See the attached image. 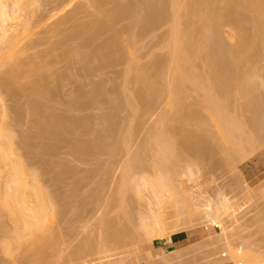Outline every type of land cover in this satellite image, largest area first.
Returning <instances> with one entry per match:
<instances>
[{
    "label": "rangeland",
    "instance_id": "374dc122",
    "mask_svg": "<svg viewBox=\"0 0 264 264\" xmlns=\"http://www.w3.org/2000/svg\"><path fill=\"white\" fill-rule=\"evenodd\" d=\"M37 1H40V0H36V3H37ZM56 1L57 0H52V1L51 0H49V1L48 0H41L40 3H37L39 5H36L37 7L40 8V9L39 8L37 9L38 12L41 9H44L43 11L45 13L47 12L49 14L51 11L48 9L53 10V8H52L54 5L53 2H56ZM85 2H87V0L86 1L74 0V3H76L75 5H78V4L80 5L81 3H85ZM108 2H109V4L111 3L110 1H108ZM45 3H46V5H45ZM87 3H85V4L87 5ZM43 4L45 6H42ZM49 4H50V6H49ZM55 4H59L61 7H63V5H66V3L62 4L59 2H57ZM59 5L57 7H59ZM106 5H104L105 8H106ZM34 6L32 7L33 9L35 8ZM80 6H78V7H80ZM82 6H83V4H82ZM88 6H89V4L87 5V7ZM90 6H89L90 8L84 9L85 8L84 7V8H80L79 9L80 11L78 10V12H81L82 15L80 13H77L76 11H74L78 15V16L76 15L77 18H79V16H80L79 19L74 20V18H73V21H76V20L79 21L80 20L79 22L76 21L75 25H77L76 23H80L81 20H83V19L85 22L83 23V21H82V25L78 24L79 27L75 26L76 27L75 29H73L72 28L73 26H72L71 28L73 31L76 29H79L80 26H81V28H84V29L87 28L86 26H89L88 23H87V25H85L86 21L88 20V22H90L89 21L90 19H88V18L91 15V13L95 12V11H93V9H95V8H92V5H90ZM113 6L111 5L112 8H113ZM57 7H56V9H57ZM61 7H59L57 10L62 11ZM111 7H110V9H111ZM107 8H106V10L109 11V7H107ZM70 9L72 10V8H70ZM73 9H74V5H73ZM35 10H36V8H35ZM37 10H36V12H37ZM57 10H55L53 12L55 13V12H57ZM74 10H76V7ZM101 10H103V9H101ZM98 11H99V9H98ZM103 11L105 14L106 13L105 10H103ZM103 11H102V13H103ZM36 12L33 13V16ZM44 12H43L42 16L45 15ZM53 12L51 13L52 15L50 14L51 19L48 17L49 16L48 14H46V16L48 15L47 17L45 16L46 18H44L42 16L41 17L43 19L40 18V19H42L43 24L45 23L44 24L45 28H48V27L51 28V29L48 28L49 31L47 30V32H46V29L44 27H42L44 25L41 26L44 29L39 27L40 25L37 23H40V20L37 19L38 20V22H37V20H35L37 16H35V18H33V16H32V18H33L32 22H33V20L36 21V23L33 22L34 25L37 24L38 27L40 28V30L41 29L42 30L40 31L39 28H37V30H36L37 26L35 25L36 26L35 27L33 25L35 27V29H34V27L30 26V29H31V30L29 29L30 33L28 31V33L23 34V37L21 36L23 39L25 38V40L23 41V39L21 38L22 40L20 41L21 44L19 45L20 46L19 49H21V47H22V48H24V52L25 51L26 52L24 54V52L22 51L20 53V55H22V56L18 55L19 59L18 58L17 59L14 58V59H16L18 61L21 60L19 63L23 62V63H21V64H23V66H22L23 68H20V70H19V68L17 67L18 66V62H17L16 67L18 68L17 69L18 71H16L15 70L16 68L14 67L15 69L14 68L13 69L16 71L14 74V72H13L14 70L12 71V69H10V68H12L15 61H13L11 64L12 60L11 61L9 60L10 62L9 61L7 62L6 59H9V58H6V57L4 58V56H6V55H4V56L0 55V57L3 58V60L0 58V60L2 61V62L0 61V64H2V67L0 65V106L3 108L4 106H2L1 104L5 103V104H3V105H5V108H3V109H5V113L7 111V115H10L8 117V119L9 120L11 119L10 120L11 125L14 122L12 128L15 132L14 133L15 144L13 142L14 148L12 146V148L14 149V153H13L14 156H10V157L6 156V158L9 157L11 160L14 158L16 159V156H15V154H16L20 160H22V161L24 160L25 163L27 164V165H25V164L24 165L28 166V168L25 167L26 171L24 172V173H26L25 174V181L27 179L26 184L28 186H32V184H33V187H35V189L39 188L41 190L40 195L43 191H45L46 196L48 193L49 199L54 200L51 203L53 204V208L54 207L55 208L53 209V213H51L52 211L50 212V214H49L50 220H48V221H50L51 226L48 224L46 225L49 229L50 228H52V229H51V232L47 233L48 232L47 230H49L47 228V230H45L43 232V233H45V236H44V234L41 235L40 233H39L40 236H39V234L37 236L36 235L37 232H35V235L33 234L34 237L31 234H28V237H27V232H24V229L22 230L21 224L13 223V222H15V220L13 218H11V219H13L14 221L9 219L11 216H9V213L6 212L7 210L3 211L4 209L1 207V204L4 201L3 202L0 201V207H1L0 208V264H146V263L147 264H173V263L175 264V262H176V264L177 263L179 264L180 262H181L180 264H182V263L184 264L185 261L187 264L188 263L187 260H189L190 256H191V258L189 260L190 264H213L220 257H222L220 255L216 256V255H218L216 253H221V251L218 252L220 247H221V250H222L223 246L225 248V245L228 243V240H230V239H227L226 241L222 240L223 231L226 229H231V232L233 230L235 231V229H236V231H235L236 234H240L243 236H250L252 238V241L254 244L253 245L254 248L252 247V249L250 248V250H254V252L251 251L254 253V257L257 258L259 256V258H261L262 261H260V262L257 261V259H259V258H257V259L255 258L254 260L252 258V260L254 262L251 260L253 263H250V262L249 263L250 264H264V199H261L260 193H259L261 190H264V188L259 189L260 185L262 183H264V180H263L264 179V144H263L264 137H262V140L259 142V145L256 144L254 146L252 151H250L251 149L247 150V151H250V152H248L249 157H248V160L246 159L243 162H241V160H240V157H239L240 154L239 153H238L239 155L237 156L239 158L235 159L236 156H234L235 153H233V155H231L232 158L230 159V155H229L228 151H226L228 147L223 148L225 145L223 146L222 143H220V141H218V140H216V143L213 144V147H214L213 149H215V151L212 149V151L208 152L207 154H204V155H206V157L208 156L207 158H205V156L203 154H202V156H204L203 158L201 155L197 156L198 152H196V153H194L195 151L192 152L193 149H191L192 151L188 150L189 152L187 153V151H186L187 146H188V148L190 147L189 141H190V143H192L191 146H193V143H195V142L191 141V140L195 139V137H193L192 139H191V137L196 132H197L196 133L197 136H196V134H195V136L198 137V135H200V130H201L200 128L206 127V126H203L206 124L202 123L201 127H200L199 120L197 119L198 122H197V120H196V122L199 125L197 123L195 125L198 126V128L195 127V125H193V124H192L193 125V127H192V125H190L191 123L188 124L190 121L187 123L188 120L186 118L189 119V117L186 116V114H185V117L182 115H179L180 120L178 119V117L174 118V116H177L178 114H175L176 112L173 111L174 114H173V112H171L174 115L173 116L170 113V111L168 110L169 108L167 107V105H166V107L168 109L166 107H164L166 103L163 101V104H164V106H163V104L160 101V103L162 104V106H160V107L161 108L163 107L164 109L166 108L165 110H167V111L164 110L165 113L166 112L168 113V111H169V118H170L169 121L170 122L168 121L167 125H169V126H167V128L169 127L168 131L171 132L170 136H171V134H174L175 139L173 138V135L171 136V138L173 140H176L175 143H173L174 147L176 145L178 146L175 148L176 149L174 151L175 153L173 152V154L175 155V159L172 158V160H174V162L178 161V162H180V164L182 162H183V164L184 163H190L191 167H194L193 172L196 171L194 173L195 176L191 177V179H188V178L184 179L185 181L182 182L184 190H185V194L187 196L186 197L187 203L189 202V204H190L189 206H191L193 204H201L204 202L205 203L210 202V205H212V204L214 205V204H217V202H219V200L221 199L222 196H227L230 203L232 204L231 206L233 208H232V212H230V217H226V216L220 217V219L223 220V221H221L220 224H216V222H207L202 227H200V230L197 229L199 231H204L205 234L203 235L204 236L203 239L196 240V239L191 238L190 241H187V242H189L188 246L190 247V244H191L192 247L194 248V245L199 244V243H201V240L202 241L204 240L205 244H206L205 246L206 247L208 246L207 248L204 246H203L204 248L202 246H200V247L196 246V247H197V249L198 248L200 249V250L198 249L199 253L200 252L203 253V250H206L205 252L207 253V249H209L208 250L209 252L215 251L210 246L213 242H216V240H217V242L219 244H216L217 242L215 244L217 247H219V249L216 248L215 245H212L213 247H215V249H218V250L215 251L216 253H213V252L209 253L208 252L207 253L208 256H210L209 254H211L209 259L207 258L205 260L206 257L202 256L203 257V260H202V257H199L200 255H198L199 253L196 252L197 249L195 251V248H194V251L196 253H198L197 254L198 256L196 255L195 252L193 253L191 250L188 251L189 247L188 248L185 247L186 245L184 244V242L186 240L183 242L176 243L178 245L183 243V244H181L183 246L182 248H178L176 246L175 247L173 246V248H175V249L178 248L176 250H180V251H183L185 248H187V249H185V250H187L186 252L184 250L185 253H187V252L189 253V254L187 253L188 256L186 254L187 257L183 256V258H180L179 257L180 255H178L177 252H176L177 255H174L173 253H175L174 252L175 249L173 250V248H171L169 250V252H166L164 254L160 253L161 256H157V254H156V256H153L150 253L151 252V250H150L151 246L150 245H152V243H154V242H148V240H145L146 238L144 239V236H143L144 234L141 231H139L140 229L138 230V228H140L138 226V224L140 225V220L137 217L140 216L142 218V217H144V215H145V217L150 215L148 213V211L146 210V209H148V207L146 206L147 204H145V202L148 200V196H146L147 194H145L146 192H144L145 198H142L143 200L141 199V195L139 196L138 194H136L137 191L135 192L134 189L133 190L130 189L129 190L130 192L128 191V193L125 192L127 189L125 191H123L124 195H122V196H125V194H126L125 199H123V197H121V199H120L118 194L122 191L119 188V187H121V185H119V184H121L120 176L122 175L121 174L122 172H120V171H122V169H123L122 167L124 166V164L127 163V164H129V167H130V165L134 164L135 162H138V161L141 162V163L138 162V164L135 163L134 164L135 166L138 165L136 167L133 165L131 166L133 170L132 169L130 171L128 170L129 172H131V174H132V172L135 174V172L139 173V172L144 171L143 174H145L146 176L152 177V174L154 175V173H156V172H154V171H156L155 169L153 171L154 173H150V172H152V171H150V170H152L151 167L153 165H154V167L156 166L155 160L152 159L154 157L152 154V153H154V151H151V150H155V147H154V149H151V148H153V146L150 148L149 145H151V144H149V145L147 144L149 147L148 149H151L150 150L151 153H150L147 150V147L145 144L148 143L147 142L149 139L148 132L150 131L149 128L151 127L152 122L156 119L157 112L161 108H159V110H157L158 109L157 106L159 104H157V105L155 104L157 109L155 108L154 104L150 105L151 107L149 105H147L148 107H146V106L142 107L141 106L140 112L134 114L133 110H131L130 107L126 106V105H128L126 102H125L126 104L122 103L120 105L121 108L119 107V109H121V110L118 109L119 113L116 112L117 111L116 110L115 111L116 113L114 112L116 114V117H115V114H113L114 118H112L110 120L109 125H111V128H112L110 135H107V134L105 135L104 131H103L104 130L103 126H100L101 124H99L100 123L99 119H101V116L104 117L103 113H105V114L108 113L107 115H111L110 113L112 111V109H111L112 105L107 103L108 102L107 101V102H105V104L100 103V105H97L98 107L97 106L94 107V105H96L98 103L91 106V103H89L90 101L88 102L89 99L87 101H85L84 99H85V97H87V96H85V94H87V95L90 94L89 90L92 89L91 84L95 85V83L96 84L101 83V85H102L105 82L104 85L106 86V84H107L106 90H107V88H109V90H110L113 87L112 83L118 84L117 85L118 90L114 94V96L118 94V91L121 94H118V96H116L117 98L118 97L122 98L123 97L122 93L126 94L127 97H131L132 95H134L133 93H136L137 91H139L138 89H140V87H139L140 85L137 84L135 79L132 77L133 73L132 74L130 73L131 74L130 76L126 73V75H128V76L125 77L126 76L125 70L127 72V69H126L127 63L126 62H128V58L130 59L129 61L135 60L134 61L135 63L131 62L132 65H134V64L139 65L140 64V65H142V68L145 65H147L146 68L150 67L151 64L153 62H156L157 60L162 65V67L165 66V64H168L169 62H167V61L169 60V56H168L169 51H168V48H166V46L164 45V43L167 40L166 38H169V35L165 37V35L169 34L168 32L166 33V31L169 29L168 28L169 25L167 26L168 29L166 27H164V28L161 27L162 29L161 28L160 29L162 30V32H160L161 31L160 29H157L158 31H156V33H154L155 36L152 33L153 36H151V38L150 37H148V39L145 38L146 39V40L144 39L145 43L141 42L142 46L140 44H138L137 49L135 46V48H133L132 50H136L137 51V52L135 51L136 54L134 51L132 52V50L130 49L131 53L136 55V58H135L132 54L133 60L130 57H128L129 55L128 56L125 55V57L126 56L128 57L125 60H124L125 57L122 59L123 62L125 61V63H119V64H117V66L115 65V67H110V66L106 67V63L105 64L102 63L103 66L101 68L99 66V68H100L99 70H98L97 66L100 63L98 64V62H92V66L95 69L97 68V71L94 70L93 73H90V75H88V76L86 75V77H84L83 76L84 74L82 76H79V74L80 75L82 74L79 72L80 70L78 71V69H80V67H81V62H80V65L78 66L77 64H79V63H76V61L79 62L78 61L79 59L75 60V58L73 56L75 52L73 53V51L78 48V42L80 41V39H82V38L84 39L83 35L85 33H83V35H81L82 36L81 38L75 36L73 39H76V38H78V39L80 38V39L79 40L76 39L74 43H72L73 39H71L72 42L69 40L66 43L65 37H63L64 36L63 34L65 32L63 31L64 33H62V29H61V31H59L61 33L53 32L54 27H55L54 24H57L58 22H60V20L57 21L58 18H56V15H57V17H59L60 15L65 17V15H63L65 12H62V14L60 12L59 13L60 15L56 14L54 16V18L52 17ZM67 12H69V10ZM74 12H72V13H74ZM39 13H41V12H39ZM39 13H38V15L42 14V13L41 14H39ZM70 13H71V11L69 13H66V14H69L68 16L71 17L72 13L71 14ZM96 13H97V10H96L95 14ZM97 15L98 14H96L95 16H97ZM101 15H103V14H101ZM93 16H94V14H93ZM93 16H91L90 18H92ZM39 17L40 16H38V18ZM64 17H62V18H64ZM69 17H67V18H69ZM103 17L104 16L96 17L97 19L95 17L94 18L96 20H99ZM46 19H50V21L48 22V20H46ZM59 19H61V16ZM95 19H93V20H95ZM50 22H53V24ZM33 23H31V25ZM70 23H72V22H69V24H66V25H73ZM129 23H130V21H129ZM49 24L53 25V28ZM83 24L85 25V27H83ZM123 24H124V22H122L121 28L125 25V24L124 25ZM66 25H65V27H66ZM119 25H120V23H119ZM119 25L117 24L116 27L119 28L120 27ZM128 25H126V26H128ZM116 27L114 28V31H115ZM223 27H224V29H223ZM223 27H222L223 31H221V32H222V34H224L222 36H224V38L226 40L223 37L222 38L225 41H227L228 45L235 44V41L230 39V35L233 34L230 31L231 27H230V29L227 26H226V28H225V26H223ZM88 28L85 30L86 32H87ZM69 29H70V27H69ZM33 30H34V33L32 32ZM82 30L83 29H81V32H82ZM68 31H70V30H68ZM79 31L80 30H77V31H74L73 33H75V32L78 33ZM85 31L83 30V32H85ZM224 31H225V33H224ZM35 32H36V35H35ZM38 32H40V33H38ZM52 33H54V34H52ZM55 33L57 35H55ZM80 33H78L77 36H79ZM163 33L164 34L166 33V34L164 35ZM30 34H32V35L34 34V36H32ZM58 34H59V36L61 35V40H62V38L64 39V43L62 45L61 44L58 45L59 42H61V41H59L60 37L58 36ZM105 34H107V35H103V37L101 36L102 33H101V35L99 34V39L97 42L96 41L93 42L91 40L92 44L96 43L95 44L96 46H94V48L97 47L98 44H102L103 40L107 41L109 39L108 32ZM110 34H112V33H110ZM150 35H148V36H150ZM228 36H229V38H228ZM85 37H87V36H85ZM107 37H108V39H106ZM123 39H125V37ZM38 40H39V42H38ZM31 41L34 43L32 44ZM36 41L38 43L37 45L35 44ZM81 41H83V40H81ZM31 44L32 45L35 44V46L32 47ZM79 44H81V43H79ZM143 44H147V47L145 48V50H144V47L146 45L143 46ZM28 46L29 47L31 46V48L29 49ZM62 46H65L66 48H64V47L63 48L66 49V51L69 49L70 52L68 51L67 52L68 54L65 52H62L64 50V49H62ZM140 46H141V51H139ZM67 47H68V49H67ZM90 47H92V50H91V56H92V53L94 50H93V46H90ZM90 47H88L86 49L89 50ZM124 48H125V46H124ZM124 48L122 47V49H124ZM147 51H149V52H147ZM152 52H154V53L151 54ZM2 54H5V52ZM94 54H95V51H94ZM122 54L124 55L125 53L123 52ZM167 57H168V59H167ZM199 59L202 60V58H199ZM122 60H121V62H122ZM196 60L200 61L198 59H196ZM80 61L83 62L84 60H80ZM197 61H195V62H197ZM202 61H200V62L202 63ZM7 63H8V65H7ZM83 63H85V62H83ZM156 63H158V62H156ZM159 63L157 64V66L159 65ZM201 63L197 62L196 64H199L200 66L202 65L201 67L204 68L203 63L202 64ZM21 64L19 65L20 67H21ZM129 64H130V62L128 63V66H129ZM6 65H7V67H6ZM168 65H166V69L164 67V69L166 71L163 69L165 73H167ZM77 66H78V68H77ZM134 67H136V66H133V68ZM35 68L36 69L38 68L39 70L38 69L36 70ZM33 69H35V70H33ZM204 69H206V68H204ZM10 70L13 72V74H12V72H10ZM206 70H208V69H206ZM34 71L37 73H35ZM8 72L12 75H8L7 74ZM31 72L33 75L31 74ZM40 72H41V74H40ZM78 72H79V74H78ZM40 75H44L45 80H42L43 79L42 78V79H40V81H37L39 79L38 77ZM12 76H14V77H12ZM201 76L199 78H196V80L198 81L200 78L202 79ZM36 77H37L36 81L39 83V85L41 84L40 83L41 80L44 81V86L43 85L42 86L45 87V89L41 86L40 90H43V92L42 91L40 92V94H42L40 96H39L40 90L36 91L34 89L35 84L32 85V82L36 83L35 79L31 81V79L36 78ZM162 77H161V80L163 79ZM203 77L205 78L206 75H204ZM6 79H8L7 82H6ZM125 79H127V81H128L126 86H125L126 83L123 84L126 81ZM108 80L111 82H109ZM164 80H165V77L162 81L164 82ZM200 80L198 81V84L202 81V80L201 81ZM119 84H122V86ZM97 85H99V84H97ZM123 85L128 89H126ZM105 86H104V88H105ZM187 86L189 87L190 84L189 85L187 84ZM187 86H186V88H187ZM119 88L122 91H120ZM123 88H125L126 90ZM79 89H80V92L82 94V98H80L81 96H78L79 98H77V93L80 95V92L78 91ZM189 89H191V91H189ZM189 89L187 91V93H189V97H188L189 99H186L187 101L185 100L186 103H189L188 105H191L193 103V101H191V99L200 101L201 100L200 97L203 98L202 97L203 93H200V92L197 93V92H194V90L192 91V87H189ZM110 92H111V90H110ZM46 93H47V97H46ZM131 93H132V95L128 96ZM126 95L124 96L125 98H126ZM199 95H200V97H198ZM107 97H106L107 98L106 100H109V97L111 99V96H107ZM116 97H115V99H116ZM87 98H89V96ZM166 98H163V99L166 100ZM100 99H101V97H100ZM100 99H98V101H100ZM104 99L105 98H102L101 100L104 101ZM125 100L123 98V99H120L119 102H121V101L123 102ZM86 102H88V103L86 104ZM109 102H111V101L109 100ZM186 103H185V105H186ZM124 104H125L127 109L125 108ZM188 105H186V106L190 107ZM186 106H184V107H186ZM33 107H35V108H33ZM187 107H186V109H187ZM191 107H192V109L194 108V106H191ZM2 108H0V109H2ZM6 108L8 110H6ZM38 108L41 110L39 111ZM36 110H37V112H33ZM130 110L132 111V113L130 112ZM142 110L144 112L146 111V113H145L146 115H144V112H142ZM199 111H200V109L197 110V112L195 114L198 115L200 118L201 116L199 114H197ZM32 112L34 114H32ZM40 113H42V114H40ZM199 113L201 114L202 112L200 111ZM49 114H51V115H49ZM39 115L40 116L42 115L41 118L42 119L44 118V119L42 120ZM44 115H46L45 116L46 118L44 117ZM99 115H101V116H99ZM170 115H172V116H170ZM229 115L233 119L241 117V119H243V120H244V118L249 116V114L247 112H239L238 108L234 109L233 107L229 110ZM48 116H51V117L56 116L55 122H54V119L52 121V122H54L53 123L54 126L51 124V121H50L51 117L49 118ZM64 117H65V119L69 118L68 121H70V122L66 121V123H64V124H68V128L70 129V131L67 129L68 133L66 131H64L65 130L63 128L64 125H63V123H61V122H63L62 119ZM97 117H98V119H97ZM35 118H36L37 122L35 121ZM184 118L186 119V121ZM58 119H59V121H58ZM81 119L83 120V122ZM181 119L182 120L184 119L183 122H179V121H181ZM201 119H202V117H201ZM60 120H61V122H60ZM76 120H79V123L78 122L75 123ZM11 121H13V122H11ZM201 121L204 122L203 120H200V123H201ZM33 123L35 124V126L32 125ZM49 123L51 124L50 126H49ZM192 123H193V121H192ZM41 125H43L44 127L42 128ZM69 125H70V127H69ZM131 125H132V128L135 127L134 132L130 133V136L132 137V139L134 136V139H133V142L132 141L128 142L131 139H129V138H128L129 140L127 139V137H129V136H128V133L126 130H129V128H131ZM171 125H172V130H171ZM37 126H38V128H37ZM241 126H242V124H241ZM65 127H67V126H65ZM207 127H209V126H207ZM47 128L50 132L47 131ZM60 129L61 130L63 129L64 132H62ZM193 129H194V131L196 129L198 131L196 130V132H194ZM59 130H60V132H59ZM54 131L58 134L56 135V133ZM191 132H194L193 135H191ZM203 132H201V133L203 134ZM125 133H127V134L125 135ZM52 134H55V135L52 136ZM132 134H134V135H132ZM56 136H57V138H56ZM122 136L126 137L125 139L128 140V141L124 140V141H126V143H129L128 148L125 147L127 144L125 145V142H123V141L122 142L124 144L122 145V143H121V140L123 139ZM99 138L103 139V140H105V138H108V139H106L107 141L105 140V143L103 142L106 147L102 145V147H104L105 150L103 148L101 151L98 150V152H97L96 146L99 145L98 142L101 143ZM245 138H243L244 141H245ZM17 140L20 142H18ZM84 141H86L87 143ZM114 141L117 142L118 146L115 145L116 142H114ZM169 141H171V139L168 140L167 142H169ZM198 141H199V139H197V143H198ZM118 142H120V143H118ZM181 142H182V144H181ZM187 142H188V144H187ZM245 142H244V145L246 144ZM83 143H85L87 145H85ZM106 143H108V144H106ZM178 144L180 146L182 145V147L180 148ZM186 144H187L186 148L183 149ZM247 147L248 146H244V148H246V149H247ZM145 148H146V151L149 152L148 154L145 153L146 152V151H144ZM257 148H258V150H257ZM16 150H18V151H16ZM127 150H128V152L129 151L130 152L129 153L126 152ZM138 150H140V151H138ZM183 150H184V152H183ZM93 151H94V153H93ZM254 151H255V153H254ZM8 153H7V155H8ZM190 153H192L194 156ZM209 153H211V155ZM18 154L22 158H20L18 156ZM142 154H143V156H142ZM186 154H188L189 157ZM176 155H178V157ZM141 156L143 159L145 158V160H143L141 158ZM151 156H152V158H151ZM181 156H183L184 158L187 157V159L185 160ZM199 157H201V158H199ZM149 158H150V160H149ZM229 159L231 162H229ZM237 159H239V160L237 161ZM14 160H12L11 162L14 163L17 159L15 161ZM144 161H146L147 163ZM185 161H187V162H185ZM130 162H131V164H130ZM153 162H154V164L152 165L151 163H153ZM228 162L230 164H228ZM4 164L6 165V163H4ZM4 164H1L2 167L4 166L3 168L0 167V169H1L0 173L2 175V177H0V179H2V180H0V185H1V183L2 184L5 183L4 178L6 177V175L9 176V174L10 175L12 174V173H10V172H12L11 169L9 172V170H7L9 168H7V166H5ZM10 165H12V164H10ZM139 165H141V166L139 167ZM228 166H230V167H228ZM141 168H142V170H141ZM2 169H3V171H2ZM29 169L32 171L31 175H30L31 171ZM69 169H71V170L69 171ZM27 170L29 171L28 178H27V174H28ZM4 172H7V173H4ZM148 173H150V174H148ZM33 175H37V176H33ZM17 176H18V174H17ZM28 179H31V180H28ZM32 179L35 180L34 182H36L37 185L34 184ZM242 179H244V180L242 181ZM261 180H263V181H261ZM29 182H30V184H29ZM1 187L2 186H0V188ZM117 188L120 189V192H119V189H117ZM117 192H119V193H117ZM189 193H190V195H187ZM1 194H2V192H0V195ZM119 195H121V194H119ZM136 195H138L139 197ZM46 196H45V199L48 197V196L47 197ZM2 197L3 196L1 195L0 198L2 199ZM100 200H101V202H100ZM120 200L122 202H120ZM140 200H142V201H140ZM123 202H124V205H123ZM54 203H55V205H54ZM1 209H3V210H1ZM3 212H6V213H3ZM147 213H148V215H147ZM54 214H56V217L54 216ZM212 214H214V212L211 211L209 213V215H212ZM52 215H53V217H51ZM208 220L209 221L212 220V217L208 218ZM130 222H132V223H130ZM181 222L179 221V223H181ZM13 224H15V225H13ZM52 224H53V226H52ZM106 224H107V226H106ZM127 227H128V229H127ZM15 228H17V229H15ZM181 228H182V223H181ZM181 230L179 229V231H178V228H177V230H176L177 232L174 231L175 232V233L173 232L174 234L172 232H167L166 234L169 235L171 233L172 237H175L178 234L183 233L184 230L183 229H181ZM205 230H206V232H205ZM15 231H16V233H15ZM193 231H196V230L192 229V230L184 232V233L190 235ZM21 232H23V233H21ZM52 233H53V235H52ZM15 234H17V236ZM120 234H121V236H120ZM29 235L32 236L33 240L30 239L31 237ZM130 236H131V238H130ZM169 236H167L169 238H166V240H164L165 243H167V244L171 243L172 237H171V235H169ZM27 238H29V239H27ZM9 239H10V241H9ZM7 240H8V242H7ZM31 240H32L33 244L31 243ZM34 240H36V241H34ZM187 242H185V243L187 244ZM1 243H2V245H1ZM176 244H174V245H176ZM234 244H236L238 246L239 242L235 241ZM181 245H179V247ZM6 247L8 248V250ZM29 247H30V249H29ZM42 247L45 250H43ZM210 248H212V249L210 250ZM1 249H2V251H1ZM39 250H41V251L39 252ZM171 250H173V251H171ZM8 251H9V254H8ZM180 251H178V253L182 254L183 252L180 253ZM39 253H40V256H39ZM185 253H183V255ZM190 253L191 254L193 253L192 255H194V257L196 255L197 256L196 259L194 257H192V255ZM206 253H204V254L206 255ZM224 253H226V252H224ZM212 254H214V255L216 254V255L212 256ZM140 255H142V256H140ZM221 255H223V254H221ZM228 255L227 254L223 255L222 258L224 259V257H225V259L228 261L226 263H222V264H231L232 259H230L231 257H230V255L229 256ZM163 256H165V257H163ZM249 256H252V254H250ZM141 258L144 261L143 263H142ZM192 258H193L194 262L192 261ZM213 258L214 259L218 258V259L214 261ZM241 258H245V257H240V259ZM247 258L251 259V257H248V256L246 257V259ZM229 259L231 262H229ZM249 259H248V261H250ZM196 260H198V261L195 262ZM220 260L223 262L222 259H219L218 261H220ZM212 261H214V262L212 263ZM218 261L215 262L214 264H220ZM247 263L248 262H246V264ZM233 264H245V263L244 262L240 263V261L236 262V260H235Z\"/></svg>",
    "mask_w": 264,
    "mask_h": 264
},
{
    "label": "bare ground",
    "instance_id": "6f19581e",
    "mask_svg": "<svg viewBox=\"0 0 264 264\" xmlns=\"http://www.w3.org/2000/svg\"><path fill=\"white\" fill-rule=\"evenodd\" d=\"M72 1L71 0H57L56 2H53V4H54L52 7L53 10L48 9L51 11V12L49 11L50 12L49 14L47 12L45 13L43 11L44 9H41L39 11L42 13L41 14L37 10L39 7L36 6V5H39L37 3H40L41 0L37 1V3H36V0L35 1L34 0H0V53L5 52V54L1 53L0 55H2V56L6 55V56H4V58L5 57L9 58V59H6L7 62L9 60L10 61L12 60L11 64L13 61H15L12 68L9 67L10 69H12V71L15 68H16L15 69L16 71H18L17 70L18 68H19V70H20V68H23L22 67L23 64H21L23 62L19 63L21 60L20 61L16 60L17 58L19 59V56H22V55H20V53L22 51L24 52V48L21 47L22 50L19 49L20 48L19 45L21 44L20 41L23 39L22 38L23 34L28 33V31L30 33V30H31L30 26L34 27L36 25L37 27L36 26L35 27L37 30V28L44 25L45 23L43 24V21H42L43 18L42 17L46 18L49 15L48 17L50 18V16L52 15L51 13L53 11L57 10L59 7H61L59 4H55L57 2L62 3V4L66 3V5H63V7L65 6L64 8L61 7L62 11L57 10L58 13L53 12L52 17L54 18V16L56 14L60 15L59 14L60 12H61V14H62V12H65L63 15H65L66 18L64 16L60 15L61 19H59L60 16L57 17V15H56V18H58L57 21L60 20V22H58L57 24H54L55 27H54V30L52 29L53 32L58 33L62 29V33L65 32L63 34L64 35L63 37H65L66 43L69 40L71 41V39H73L75 36L81 38L82 37L81 35H83V33H85L84 35L87 36V37H85L83 35L84 39L79 38L80 41L78 42V48L73 51V53L75 52L74 55L71 53L74 56L75 60L79 59L78 60L79 62L76 61V63H79V64H77L78 66L80 65V62H81V67H80V69H78V71L80 70L79 72L82 74L80 75L78 72L79 76H82L84 74L83 76L86 77V75L88 76V75H90V73H93L94 70L97 71V68L95 69L92 66V62H98V64L100 63L98 66L96 65L98 67V70L103 66L102 63H104V64L106 63V67H109V66L115 67V65L117 66V64H119V63H125V61L123 62L122 59L125 57V55H127V56L129 55L128 57H130L132 59L133 53H131V50L133 48H135V46H136V49H137L138 44H140L142 46L141 42L145 43V41H144L145 38H147V39H148V37L151 38V36H153V34L156 33V31H158L157 29H160L161 27L167 28V26L169 25L168 26L169 29L167 28L168 30L166 31V33L168 32L169 34L165 35L166 33L165 34L163 33L165 35V37L169 35V38H166L167 40L164 43V45L166 46V48H168V51H169V52L167 51L168 56H169V60L167 62H169L168 63L169 65L165 64V66L162 67V65L157 60L156 62L159 63L158 66H157L158 63L153 62L150 67L146 68L147 65H145L144 66L146 68L145 69L144 67L142 68V65H140V64L139 65H135V64L132 65V63H135L134 62L135 60L129 61L130 59L127 56L124 58V60L126 58H128V62H126L127 63V67H126L127 72L125 70V75L127 73L130 76L133 73L132 77L135 79L136 83L140 85L139 86L140 89H138L139 91H137V92L135 91L136 93H133L134 95H132V93L128 95V96L132 95L131 97H127L126 94L122 93L123 97L122 98L118 97L119 98L118 99L116 96H118V94H121V93H119V91H118V94L114 96V94L118 90V86H117L118 84L112 83L113 87L110 89L111 90V92H110L109 88H107V90H106L107 84H106V86L104 85V83H105L104 82L105 80H104L103 81L104 83L102 85H101V83H97L99 85H97L96 83H95V85L91 84L92 89L89 90L90 94L89 93H88L89 95L85 94V96H87V97L89 96V98L85 97V99L84 98L83 99L85 101H87L89 99L88 102L90 101L89 103H91V106L98 103V104L94 105V107H96L97 105H100V103L105 104V102H107V101H108L107 103L112 105L111 106L112 111L110 113L111 115H107L108 113H106V114L103 113L104 117L99 115V116H101V119H99L100 123L97 121L99 124H101L100 126H103V128H104L103 131H104L105 135L106 134L110 135V133L112 131L111 125H109L110 120L112 118H114L113 114H115L116 112L121 110V109H119V107L122 103L126 102L128 104L126 106L130 107L131 110H133V113L136 114V113L140 112L141 106L142 107L143 106L148 107L147 105L150 106V105L154 104V106L156 108V105L159 104L158 105L159 107L157 106L158 109L156 108L157 110H159V108H161L160 106H162L163 101H164L166 104H165V106L163 104V106L166 107V105H167V107L169 109L167 107L166 108L170 111V113L174 111V112H176L175 114H178L177 116H174L173 115L174 112H173V114L171 113L174 116V118L178 117V119H179L180 118L179 115H182L185 117V114H186V116L189 117V119L186 118L188 120L187 123L190 121L188 124L191 123L190 125H192V124L195 125L198 122V120H199L200 127H201L202 123L206 124V125H203L206 127L200 128L202 131L200 130V135H198V137H196L197 136V134H196L197 129L195 131L193 129V131L196 133L191 132V135H193V133H194V135L191 137V139L193 137H195V139H193L191 141H193L195 143H193V146H191L192 143H190V141H189L190 147L188 148V146H187L188 142H187V144L183 148V149H185L187 146V150H186L187 153L189 152L188 150L193 149V151L191 150L192 152H194V151H195L194 153L198 152L197 156H200V155L202 156V154L203 155L207 154L208 152L212 151V149L214 148L213 144H215L216 140H218V141H220V143H222L223 146L225 145L223 148L228 147L227 150L226 149L225 150L228 151V153L230 155V159L232 158L231 155H233V153H235L236 154V155L234 154V156H236L235 159L240 157L241 162L245 161L246 159L248 160V157H249L248 152L252 151V149L254 148V146L256 144L259 145V142L262 140V137H264V0H87L88 3L87 2H85V3H87V5L89 4V6L92 5V8H95L97 10L96 14H98V15L95 16L96 10L93 9V11H95V12L91 13V15L88 18V19H90L89 20L90 22H88V20H87L86 24H85V25H87V23H88V25L90 26V27L86 26L87 28L89 27L88 30L90 32L88 30L86 32L85 30L87 28L84 29V28H81V26H80L79 29L74 30V31L80 30L78 33L81 32V29H83L85 31V32H83V30H82V32H81L82 34L80 33L79 36H77L78 33H76V32L73 33L74 31L72 30V28L75 29L76 28L75 26L79 27V25H82V21H83V23L85 21L83 19L80 22L81 24L76 23L77 25H75V22L77 20L73 21V18H74V20L80 18V16H79V18L76 17L77 13L81 14V12H78V10L80 8L85 7L84 9H87V8H90L91 6L87 7V5L85 3H81L80 4L81 6L79 4L75 5L76 3H74V0H72ZM84 1H86V0H84ZM108 1H110L111 3L109 4ZM46 3H45V5H46ZM82 4H83V6H82ZM45 5L43 4L42 6H45ZM58 5H59V7H57ZM73 5H74V9L76 7V10L73 9ZM104 5H106V8L109 7V11L106 10ZM111 5L112 6L114 5L113 8L111 7ZM33 6L36 8L37 12L41 15H38L35 8L34 9L32 8ZM49 6H50V4H49ZM78 6H80V7H78ZM56 7H57V9H56ZM110 7H111V9H110ZM70 8H72V10ZM67 9L69 10V12L71 11V13L74 11H76L77 13L76 12H74L72 14L70 13L72 16L69 17L68 16L69 14H66V13H69V12H67L68 11ZM98 9L100 12L98 11ZM101 9L105 10L106 15L104 14V11ZM30 10L31 11L33 10V11L31 12ZM42 11L45 13L44 16H42L43 15ZM102 11H103V13H102ZM34 12H36L37 14L35 13L33 16ZM46 14H48V15L46 16ZM93 14H94V16H93ZM101 14H103V15H101ZM32 16H33V18H35V16H37L35 20H37V19L40 20V23H37L40 25L39 27L37 24L34 25L33 22L36 23V21L33 20V22H32V19H33ZM38 16H40V17L38 18ZM91 16H93V17L90 18ZM102 16H104L103 17L104 19L98 18L99 20H96L97 19L96 17H102ZM62 17H64V18H62ZM67 17H69V18H67ZM40 18H42V19H40ZM50 19H46V20H48V22H49ZM93 19H95V20H93ZM79 21H77V22H79ZM129 21H130V23H129ZM37 22H38V20H37ZM69 22H72L70 24H73V25H66V24H69ZM122 22H124L125 25L123 24L124 26L121 28ZM31 23H33V24L31 25ZM50 23L53 24V22H50ZM119 23H120V25H119ZM117 24L120 26L119 28L116 27ZM65 25L67 28L65 27ZM85 25L83 24V27H85ZM126 25H128V26H126ZM50 26H52V28H53V25H50ZM68 26L70 27V29ZM223 26H225V28L227 26V27H229V29L231 27L230 31L233 34L230 35V39L234 40L235 44H233V45L227 44V41H225L226 39L224 38V36H222L224 34H222V32H221L224 29ZM35 27H34V29H35ZM42 27L45 28V25ZM115 27H116V29L114 31ZM222 27H223V29H222ZM44 28H42V29H44ZM48 28H50V27H48ZM48 28H45L46 32H47ZM39 30H40V28H39ZM68 30H70V31L72 30L71 31L72 33ZM32 32L34 33V30ZM107 32L109 34L108 35L109 39L107 37L106 38V39H108L107 41L103 40L102 44L97 43L98 46L94 48V46H96L95 45L96 43L92 44V41L97 42L99 39V34L101 35V33H102L101 36L103 37V35H107V34H105ZM160 32H162V30ZM38 33H40V32H38ZM59 33H61V32H59ZM110 33H112V34H110ZM224 33H225V31H224ZM52 34H54V33H52ZM30 35H32V34H30ZM35 35H36V32H35ZM55 35H57V34L55 33ZM148 35H150V36H148ZM32 36H34V34ZM58 36H59V34H58ZM154 36H155V34H154ZM59 37H60L59 41H61V42H59L58 45H60V44L62 45L64 43V39L62 38V40H61V35ZM124 37H125V39H123ZM228 38H229V36H228ZM76 39L79 40L78 38H76ZM76 39H73L72 40L73 42L72 41L71 42L74 43ZM24 40H25V38L23 39V41ZM81 40H83V41H81ZM38 42H39V40H38ZM31 43L33 44L34 42L31 41ZM79 43H81V44H79ZM32 44H31V46L33 47V46H35V44L37 45L38 43L36 41L34 45H32ZM144 45H146L144 47V50H145V48L147 47V44H143V46ZM31 46L30 47L28 46L29 49L31 48ZM90 46H93V50L95 51V54L93 51L92 56H91L92 47H90ZM124 46H125V48H124ZM141 46H140V50L138 49L139 51H141ZM63 47L66 48L65 46H62V49H64ZM88 47H90L91 49L89 48V50H87L86 48H88ZM122 47L124 49H122ZM67 49H68V47H67ZM68 51L70 52L69 49L67 51H66V49H64L62 52L67 53ZM133 51L135 52L136 50H132V52ZM25 52H24V54H25ZM123 52L125 53L124 55L122 54ZM136 52H135V54H136ZM147 52H149V51H147ZM153 53L154 52H152L151 54H153ZM133 56L136 58V55L133 54ZM14 58H16V59H14ZM199 58H202L203 61L200 60ZM1 59L3 60V58H1ZM167 59H168V57H167ZM196 59L202 61L204 68H206L208 70L202 68L201 67L202 65L200 66L199 64H196L197 62L201 63L200 61H197ZM80 60H84L83 62H85V63H83ZM121 60H122V62H121ZM195 61H197V62H195ZM17 62H18V66H17ZM129 62H130V64L128 66ZM20 64H21V67L19 66ZM0 65L2 67V64H0ZM7 65H8V63H7ZM7 65H6V67H7ZM166 65H168L167 73L164 72V70L166 69ZM78 66H77V68H78ZM99 66H100V68H99ZM133 66H136V67L133 68ZM164 67H165V69H164ZM35 69H33V70H35ZM15 70L13 71L14 74L16 72ZM12 71L10 70V72H12ZM13 72H12V74H13ZM41 72H40V74H41ZM35 73H37V72H35ZM7 74L12 75L9 72ZM31 74H32V72H31ZM128 75H126L125 77H127ZM204 75H206L205 78L203 77ZM40 76L38 77L39 78L38 80H37V77L31 79V81L35 79L36 83L32 82V85L35 84L34 85L35 88L34 87L33 88L36 91H39L41 89L42 85L44 86V81H42V80H45L44 75H40ZM200 76L202 77V79L200 78L202 81L199 79L201 82L198 84L199 80L197 81L196 78H199ZM12 77H14V76H12ZM161 77L163 79L165 77L164 82L162 81L163 79L161 80ZM40 79H42V80L40 82L41 84L39 85V83L37 81H40ZM127 79H125L126 81L123 83V84L126 83L125 86L128 83ZM7 81H8V79H6V82ZM109 82H111V81H109ZM187 84L188 85L190 84L189 87H192V91L194 90V92L203 93V95H202L203 98H201L200 95L198 96L201 99L200 101L191 99V101H193V103L191 105H188L189 103H186V101H187L186 99H189L188 98L189 93H187L189 87L187 86ZM103 85L105 86V88ZM119 85L122 86V84H119ZM186 86L188 89L186 88ZM43 88L45 89V87H43ZM125 88H123V89H125ZM126 89H128V88H126ZM41 91L43 92V90L39 91V96L42 95V94H40ZM78 91L80 92V89ZM120 91H122V90L120 89ZM189 91H191V89H189ZM47 93H46V97H47ZM125 95H126V98L124 97ZM78 96H81L80 98H82L81 92H80V95L77 93V98H79ZM107 96H111V99L109 97V100L111 102H109V100H106L108 98ZM100 97H101V99L105 98L104 101L101 100ZM115 97H116V99H115ZM97 98L100 99V101H98ZM123 98H124V100L125 99L126 100L123 102L122 101L119 102V100L123 99ZM163 98H166V100ZM160 101L162 104L160 103ZM88 102H86V104ZM185 103H186V105H188L190 107L194 106L195 109L194 108L192 109V107L191 108L187 107L185 105ZM3 104H5V103H3ZM3 104H1V105L4 106L3 108H5V105H3ZM125 104H124V106H125ZM126 106H125V108H126ZM184 106H186L187 109ZM231 106L234 109L238 108L239 112H247L249 114V116L244 118V120L241 119V117L233 119L229 115V110L232 108ZM0 108H2V107L0 106ZM33 108H35V107H33ZM162 108L157 112L156 119L152 122L151 127L149 128L150 129V131L148 132L149 139L147 138L148 143L145 144L147 147V150L149 152L151 149H154V147H155L156 151L151 150V151H154V153H155V154L152 153L154 157L152 158V156H151V158L155 160L156 166L154 167V165H153L154 162L151 163L153 166L151 167L152 170H150V171H152V172H150V173H154V172H156V173H154V175L152 174V177H149V176H146L145 174H143L144 171L139 172V173L135 172V174L132 172V174H131V172H129L132 169L131 166L132 165L135 166L134 165L135 163L138 164V162L139 163H141V162L140 161L135 162L134 164L130 165L131 168L129 167V164L126 163L128 166L126 164H124L123 167L121 166L124 170L123 169H122V171L119 170L120 172H122L121 173L122 175L120 174L121 175L120 176L121 184H119V185H121V187H119V186L118 187L122 190L121 191L122 193L120 192V189L117 188V189H119V192H120V193L119 192H117V193L121 194V195L118 194L120 199H121V197H123V199H125L126 194H125V196H122V195H124L123 191H125L126 189H127L125 191L126 193H128V191L130 189L131 190L134 189L135 192L137 191L136 194H138L139 196L141 195V199L145 198V194H147L146 196H148V200H147L148 202L146 201L147 203L145 202V204H147L146 206L148 207V209H146V210L148 211V213L150 215L147 216L148 215V213H147V215H146L147 217H145V215L142 218L140 216L137 217L140 220V225L138 224V226L140 228H138V227L137 228H138V230L140 229L139 231H141L144 234L143 236H144V239L146 238L145 240H148V242H156V243H158V242L165 243L164 240H166V238H169L170 237L169 235H171V237H172L171 233L169 235H167L166 233L167 232L173 233L174 231L177 230V228H178V231H179V229L180 230L183 229L184 230L183 233H184V232L190 231L192 229H195V230L199 229L200 230V227H202L207 222H216V224H220L221 221H223L222 219H220V217L221 216L230 217V212H232V208H233L231 206L232 204L230 203L227 196H222L221 199L219 200V202H217V204H214V205L212 203H211L212 205H210V202H208V203L204 202L201 204H193L192 203L193 205L189 206L190 204H189V202L187 203V198H186L187 196L185 194V190H184L182 182L185 181L184 179H187V178L191 179V177L195 176L194 173L196 171L193 172L194 167H191L190 163H184L183 164V162H182L180 164V162H178V161L174 162V160H172V158L175 159V155L173 154V152L176 150L175 148L178 146L175 144L176 146L174 147L173 143H175L176 140H173L171 138V136L173 135V138L175 139L174 134H171V136H170L171 132L168 131L169 127L167 128V126H169V125H167L168 121L170 120L169 111H168V113L167 112L165 113V111H167V110H165L166 108L165 109L164 108L162 109ZM2 109H0L2 111V112L0 111V167L3 168L4 166L2 167L1 164L6 163V165L5 164L4 165L7 166V168H9V169H7V170H9V172L11 169L12 172H10V173H12L13 175L12 174L11 175L9 174V176L6 175V177L4 178L5 183L4 184L1 183V185H0V186H2L0 188V192H2L1 195L3 196L2 197L3 200L0 198L1 199L0 201L1 202L4 201L1 204V207L4 210L3 209H1V210H3V211L7 210L6 212L9 213V216H11L10 218L9 217L8 218L9 219L13 218L15 220V222H13V223L21 224L22 230L24 229V232H27V237H28V234H31L34 237L35 232H37L36 233L37 236L39 233L41 235L44 234V236H45V233H43V232L45 230H47V228H48L46 225L47 224L50 225V221H48V220H50V216H49L50 212L52 211L51 213H53V209L55 208V207L53 208V204L51 203L54 200H50L48 193H47V196H48L47 197L45 191H43L44 193L42 192L40 195L41 190L39 188H38L39 190L37 188L35 189V187H33V184H32V186H28L26 184L27 179L25 181V174L26 173H24V172L26 171L25 167L28 168V166H25L27 164L25 163L24 160H23L24 161L23 162L15 154L17 160L14 158L16 161L14 159H12L15 162L14 161H13L14 163L11 162L12 160L9 157L14 156L13 155V153H14L13 142H14V137H15L14 133L15 132L12 128L14 120L11 121V122H13L11 125V123H10L11 119L10 120L8 119V117L10 115H7V111L5 113V109H3V110ZM196 109L197 110L200 109V111L202 112L201 113L202 115L199 113L200 111L197 113L202 117V119H201V117L199 118V116L195 114L197 112ZM6 110H8V109L6 108ZM40 110L41 109H39V111ZM131 110H130V112L132 113ZM33 112H37V110L33 111ZM33 112H32V114H34ZM142 112H144V111L142 110ZM145 113H146V111L144 112V115H146ZM40 114H42V113H40ZM51 114H49V115H51ZM172 115H170V116H172ZM41 116H40V118H41ZM45 116L46 115H44V117ZM56 116H54V117L48 116L49 118L51 117L50 121H51L52 125L56 120L55 119ZM115 117H116V114H115ZM53 119H54V122H52ZM97 119H98V117H97ZM186 119H185V121H186ZM68 120H69V118L65 119V117L62 119L63 122H61V120H60V122L63 123V125H64L63 126V128L65 129L64 131H66L67 133H68V130L70 131V129L68 128V124H64V123H66V121H68ZM79 120H76L75 123L76 122L79 123ZM183 120L181 119V121H179V122H183ZM196 120H197V122H196ZM200 120H203L205 123L202 121L200 123ZM35 121L37 122L36 118H35ZM58 121H59V119H58ZM192 121H193V123H192ZM68 122H70V121H68ZM82 122H83V120H82ZM51 124L49 123V126ZM241 124H242V126H241ZM32 125L35 126L34 123ZM193 125H192V127H193ZM38 126H37V128H38ZM41 126H42V128L44 127L43 125H41ZM65 126H67V127H65ZM207 126H209V127H207ZM69 127H70V125H69ZM195 127L198 128V126H196V125H195ZM134 129H135V127L132 128V125H131V128H129V130H126L128 133V136H129V137H127V139L129 138L131 140H129V139H128L129 141L126 140L125 139L126 137H124V136H122L123 139L121 138L122 139L121 140L122 145L124 144L123 142H125V145L127 144L125 147H127V148L129 146V143H126V141H128V142L132 141L133 142L134 136L132 139V137L130 136V133L134 132ZM60 130H59V132H60ZM171 130H172V125H171ZM47 131L50 132L48 130V128H47ZM61 131L64 132L63 129ZM201 132H203V134ZM127 133H125V135ZM57 134L58 133H56V135ZM195 134H196V136H195ZM53 135H55V134H52V136ZM132 135H134V134H132ZM56 138H57V136H56ZM196 138L199 139L198 143H197ZM243 138H245L246 142L244 141ZM106 139H108V138H105V140ZM170 139H171V141L172 140L173 141L167 142ZM99 140L101 143L98 142L99 145L96 146L97 152H98V150L101 151L104 148V147H102V145L105 146L104 145L105 140L100 139V138H99ZM124 140H126V141H124ZM18 142H20V141H18ZM84 142H86V141H84ZM114 142H116V141H114ZM244 142L246 143L245 145H244ZM118 143H120V142H118ZM14 144H15V142H14ZM83 144H85V143H83ZM106 144H108V143H106ZM147 144L148 145L151 144V145H149V147L151 148L153 146V148L148 149L149 147ZM181 144H182V142H181ZM263 144H264V142H263ZM85 145H87V144H85ZM115 145H117V142ZM12 146H13V148H12ZM244 146H248L247 149L244 148ZM179 147L181 148L182 145L181 146L179 145ZM248 149H251V150L247 151ZM104 150H105V148H104ZM213 150L215 151V149H213ZM257 150H258V148H257ZM16 151H18V150H16ZM138 151H140V150H138ZM144 151H146V148ZM126 152H128V150ZM149 152L146 151L145 153L148 154ZM183 152H184V150H183ZM7 153H8V155H7ZM93 153H94V151H93ZM238 153L240 154L239 157H237L239 155ZM254 153H255V151H254ZM190 154H192V153H190ZM209 154L211 155V153H209ZM186 155H188V154H186ZM6 156H9V157L6 158ZM18 156H19V154H18ZM142 156H143V154H142ZM142 156H141V158H142ZM176 156L178 157V155H176ZM204 156H205V158L208 157V156L206 157V155H204ZM204 156H202V158ZM19 157L22 158L21 156H19ZM181 157H183V156H181ZM188 157H189V155H188ZM199 158H201V157H199ZM184 159L186 160L187 157ZM230 159H229V162H231ZM143 160H145V158ZM149 160H150V158H149ZM238 160L239 159H237V161ZM144 162H146V161H144ZM185 162H187V161H185ZM229 162H228V164H230ZM10 164H12L13 166ZM130 164H131V162H130ZM136 166H138V165H136ZM140 166L141 165H139V167ZM228 167H230V166H228ZM154 169L156 171H154ZM70 170L71 169H69V171ZM141 170H142V168H141ZM0 171H1V169H0ZM2 171H3V169H2ZM27 172H28V174H27V178H28L29 171L27 170ZM4 173H7V172H4ZM31 173H32V171L30 172V175H31ZM150 173H148V174H150ZM17 174H18V176H17ZM33 176H37V175H33ZM0 177H2L1 173H0ZM0 180H2V179H0ZM28 180H31V179H28ZM243 180L244 179H242V181ZM34 181L35 180H33V182ZM29 184H30V182H29ZM34 184H36V182H34ZM144 192H146V193L144 194ZM259 193H260L261 199H264V190H261ZM138 195H136V196H138ZM187 195H190V193ZM45 196L49 200L47 198L45 199ZM142 200H140V201H142ZM100 202H101V200H100ZM120 202H122V201L120 200ZM54 205H55V203H54ZM123 205H124V202H123ZM211 211L214 212V214L209 215V213ZM6 212H3V213H6ZM54 216L56 217V214H54ZM51 217H53V215ZM210 217H212V220L209 221L208 218H210ZM13 219H11V220H13ZM179 221L180 222L182 221L181 222L182 228H181V223H179ZM130 223H132V222H130ZM15 224H13V225H15ZM53 224H52V226H53ZM106 226H107V224H106ZM15 229H17V228H15ZM51 229L52 228L49 229L50 231L47 230L48 231L47 233L51 232ZM127 229H128V227H127ZM235 231H236V229H235ZM235 231L233 230L231 232V229H226L223 231L222 240H225V241L227 239H230V240H228V243L225 245V248H224V246L222 247V250H221V247L219 249V247L216 246V244H219L217 242V240H216L217 243L213 242L211 244L210 247H212L215 251H217L219 249L218 252L221 251V253H216L215 251L209 252L208 251L209 249H207V253L213 252V253L218 254V255L215 254L216 256L220 255L222 257L224 254H227V255L229 254L231 257L230 259H232L233 263L235 260H236V262L240 261V263L244 262L245 264H246V262L253 263L254 262L253 260L256 257H254V253H253L254 250H250V248L251 249H252V247L254 248L252 238L250 236H243L240 234H236ZM15 233H16V231H15ZM21 233H23V232H21ZM40 234H39V236H40ZM15 235L17 236V234H15ZM31 235H29L31 237V238L29 237L30 239H32ZM52 235H53V233H52ZM120 236H121V234H120ZM167 236H169V237H167ZM29 238H27V239H29ZM130 238H131V236H130ZM32 240H31V243H32ZM9 241H10V239H9ZM34 241H36V240H34ZM235 241L239 242L238 246L236 244H234ZM7 242H8V240H7ZM185 242H187V241H185ZM185 242H184V244L186 246L185 245L184 246L188 248L189 242H187V244ZM181 244H183V243H181ZM181 244H179V245H181ZM199 244L194 245L195 251L197 249L196 246L206 247L204 240L203 241L201 240V243H199ZM1 245H2V243H1ZM179 245L173 244L172 248H173V246L174 247L176 246L178 248L183 247L182 245L179 247ZM212 245H215V247L218 249H215V247H213ZM150 246H149L151 248L150 250L152 251V245H150ZM178 248H176V249H178ZM187 248H185V249H187ZM192 248L193 247L190 244L188 251L191 250L194 253L195 252L194 248L193 249ZM212 248H210V250ZM29 249H30V247H29ZM174 249L175 248H173V250ZM198 249L196 252H198ZM7 250H8V248H7ZM43 250H45V249L43 248ZM173 250H171V251H173ZM175 250H174L175 253H173V254L174 255H177V254L180 255L179 256L180 258H183V256L187 257L189 254L188 252H187L188 254L185 253L187 250H185V252H184V250L183 251H180V250L175 251ZM1 251H2V249H1ZM40 251L41 250H39V252ZM178 251H180V253L183 252L185 254L184 255H183V253L179 254ZM205 251L206 250H203V253L200 252L201 254L199 252H198L199 254L196 252L195 253H196V255L197 254L200 255L199 257H202V256L206 257L205 258V260H206L207 258L208 259L210 258L211 254H209L210 256H208ZM223 251L226 253H224ZM251 251H253V252H251ZM176 252H177V254H176ZM160 253L164 254L165 251H156L157 256H161ZM204 253H206V255ZM8 254H9V251H8ZM186 254H187V256H186ZM221 254H223V255H221ZM250 254H252V256H249ZM196 255H195V257H194V255H192V257H194L196 259V257L198 256V255L197 256ZM213 255L214 254H212V256ZM39 256H40V253H39ZM140 256H142V255H140ZM247 256L251 257V259H249V258L246 259ZM163 257H165V256H163ZM222 257H220L219 259H222L223 262L221 260L218 261L219 260L218 258H217L218 260L214 259V258L213 259H214V261L217 260L220 264L226 263L228 260H226L225 257H224V259ZM240 257H245V258H241L242 259L241 260ZM190 258H191V256H190ZM190 258H189V260H190ZM252 258H253V260H252ZM257 258H259V256ZM230 259H229V262H231ZM248 259L250 261H248ZM189 260H187V262L190 264ZM202 260H203V257H202ZM192 261H193V258H192ZM197 261L198 260H196L195 262H197ZM214 261H212V263ZM217 261H215V262H217ZM257 261L260 262V261H262V259L259 258V259H257ZM143 262L144 261L142 259V263ZM232 262H231V264H233ZM175 264H176V262H175ZM184 264H186V261Z\"/></svg>",
    "mask_w": 264,
    "mask_h": 264
},
{
    "label": "crops",
    "instance_id": "0c3cea01",
    "mask_svg": "<svg viewBox=\"0 0 264 264\" xmlns=\"http://www.w3.org/2000/svg\"><path fill=\"white\" fill-rule=\"evenodd\" d=\"M264 180V179H263ZM261 180V181H263ZM264 188V183H262L259 187V189ZM206 232V230H205ZM204 231H193L190 235L189 234H178L175 237L171 238V244H167V243H162V242H154L152 243V251L150 252L153 256H156V251H165L169 252V250L172 248L173 244L179 243V242H183V241H190V239H196V240H200L203 239V235H204Z\"/></svg>",
    "mask_w": 264,
    "mask_h": 264
}]
</instances>
